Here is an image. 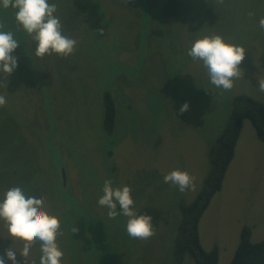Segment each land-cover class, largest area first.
I'll return each mask as SVG.
<instances>
[{"label": "rangeland", "instance_id": "obj_1", "mask_svg": "<svg viewBox=\"0 0 264 264\" xmlns=\"http://www.w3.org/2000/svg\"><path fill=\"white\" fill-rule=\"evenodd\" d=\"M48 3L56 5L62 34L78 43L66 57L41 58L31 36L14 35L31 57L28 51L17 56L24 63L0 76L6 99L0 107V199L14 186L44 197L46 210L60 220L61 264H175L179 202L190 201L201 186L208 149L227 121L231 97L245 93L264 103L258 90L264 79V0ZM212 34L246 50L230 91L212 85L202 62L187 54L197 38ZM104 89L115 99L112 134L101 127ZM185 102L189 108L181 113ZM61 166L66 187L61 173L60 186ZM173 169L193 175L195 190L180 192L164 183ZM105 180L130 186L138 214L152 217L151 238L130 237L123 215L108 218V209L98 204ZM245 225L251 241L264 236V142L248 120L221 187L199 218L200 244L217 246L218 263L226 264ZM23 243L9 237L0 219V256L11 246L23 264ZM40 255L36 241L29 261L39 264ZM5 264H11L6 257ZM182 264L193 260L186 255Z\"/></svg>", "mask_w": 264, "mask_h": 264}, {"label": "clouds", "instance_id": "obj_2", "mask_svg": "<svg viewBox=\"0 0 264 264\" xmlns=\"http://www.w3.org/2000/svg\"><path fill=\"white\" fill-rule=\"evenodd\" d=\"M219 2L223 3V0ZM0 6L16 10V23L36 43L37 57L53 53L66 57L76 48L78 41L62 34L60 18L54 15L56 5L48 3V0H0ZM249 15L254 13L250 12ZM259 27L264 29V17L259 19ZM3 28V23H0V72L9 75L17 67L18 58L13 52L20 42L14 38L12 31H4ZM99 31L103 32V29ZM245 51L243 46L229 42L219 34H212L197 38L187 54L194 61L202 62L212 85L230 91L234 86L233 81L241 76L239 65L245 58ZM258 90L264 92V79H259ZM5 104V97L0 95V107ZM188 108L189 104L185 102L179 111L183 113ZM195 180L188 171L180 169H173L163 177L164 183L176 186L180 192L195 190ZM102 192L98 204L108 209L109 219H115L118 215L128 218L126 230L130 237L147 240L155 234L152 217L138 214L130 186L114 187L111 180H105ZM0 219L5 222L9 237L24 242L19 251L23 264H36L35 260L29 261L31 248L36 241L40 242L39 264H61L64 253L57 243V236L63 234L60 220L46 210L43 196H27L19 186L9 188L0 199ZM16 253L17 250L8 247L0 256V264H5V257L11 264H20Z\"/></svg>", "mask_w": 264, "mask_h": 264}, {"label": "trees", "instance_id": "obj_3", "mask_svg": "<svg viewBox=\"0 0 264 264\" xmlns=\"http://www.w3.org/2000/svg\"><path fill=\"white\" fill-rule=\"evenodd\" d=\"M103 115L102 130L112 134L115 126L116 106L113 94L108 89L101 93ZM243 120L252 125L257 138L264 142V103L245 94L231 97L229 114L222 130L208 149V170L195 196L178 205V221L172 243L175 264H182L184 256L192 258L193 264H219L218 247L204 249L199 241L198 221L213 194L221 187L224 173L233 155ZM249 226H243L231 258L226 264H264V236L258 241L250 240Z\"/></svg>", "mask_w": 264, "mask_h": 264}, {"label": "flooded vegetation", "instance_id": "obj_4", "mask_svg": "<svg viewBox=\"0 0 264 264\" xmlns=\"http://www.w3.org/2000/svg\"><path fill=\"white\" fill-rule=\"evenodd\" d=\"M15 12H16V10L11 8V7L8 9H4L2 6H0V23H3V25H4L3 30L4 31H12L15 36H20V37H22L21 39L24 38L27 40L29 35L26 32H24L22 30V28L16 23ZM17 40L19 41L20 39H17ZM27 51L30 52L29 57H31V51H30L28 45L23 40H21L19 46L14 50L13 55L20 56V57L22 56L25 58L24 52L26 53ZM17 62L23 64L24 60L22 61V60H20V58H18ZM23 66L26 68V64ZM27 66H28V69H30V67H29L30 64ZM5 74L6 73H2L0 76L3 78V76H5ZM59 169H60V171H58V172H59L60 186H62V184H61V176H62L63 183H64V185L62 187H66L67 182H68V178H67L65 168L63 166H61V168H59ZM60 173H61V176H60Z\"/></svg>", "mask_w": 264, "mask_h": 264}]
</instances>
